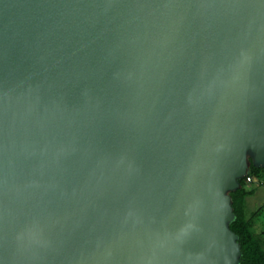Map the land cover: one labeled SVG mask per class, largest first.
<instances>
[{"label": "water", "instance_id": "1", "mask_svg": "<svg viewBox=\"0 0 264 264\" xmlns=\"http://www.w3.org/2000/svg\"><path fill=\"white\" fill-rule=\"evenodd\" d=\"M264 167V0H0V264H240Z\"/></svg>", "mask_w": 264, "mask_h": 264}, {"label": "trees", "instance_id": "2", "mask_svg": "<svg viewBox=\"0 0 264 264\" xmlns=\"http://www.w3.org/2000/svg\"><path fill=\"white\" fill-rule=\"evenodd\" d=\"M248 178L251 180L248 181ZM256 180L264 185V167L258 168L251 163L248 175L240 181L241 187L231 192L236 214L231 229L239 237L242 251L240 264H264V229L260 233L257 230V218L264 207H259L251 213L247 207V198L255 193V190L250 188V184L255 183Z\"/></svg>", "mask_w": 264, "mask_h": 264}, {"label": "rangeland", "instance_id": "3", "mask_svg": "<svg viewBox=\"0 0 264 264\" xmlns=\"http://www.w3.org/2000/svg\"><path fill=\"white\" fill-rule=\"evenodd\" d=\"M250 188L255 190V193L247 198V207L251 213L259 207H264V185L260 183L259 180H256L255 183L250 184ZM257 221V230L260 233L262 229H264V210L260 216H258Z\"/></svg>", "mask_w": 264, "mask_h": 264}, {"label": "built area", "instance_id": "4", "mask_svg": "<svg viewBox=\"0 0 264 264\" xmlns=\"http://www.w3.org/2000/svg\"><path fill=\"white\" fill-rule=\"evenodd\" d=\"M251 180V178H248V181H250Z\"/></svg>", "mask_w": 264, "mask_h": 264}]
</instances>
